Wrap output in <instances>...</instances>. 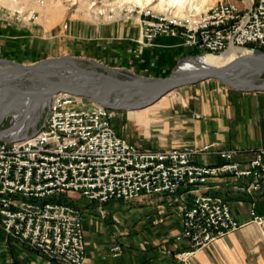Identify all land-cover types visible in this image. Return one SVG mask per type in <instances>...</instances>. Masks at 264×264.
<instances>
[{"label": "built area", "instance_id": "built-area-1", "mask_svg": "<svg viewBox=\"0 0 264 264\" xmlns=\"http://www.w3.org/2000/svg\"><path fill=\"white\" fill-rule=\"evenodd\" d=\"M110 13L114 22L136 18L149 45L164 37L180 40L192 54L264 51V0L242 5L219 0L183 15L128 4ZM116 117L115 110L61 93L52 97L34 137L0 142V231L59 264H85L86 214L73 200L98 205L104 218L103 208L111 202L153 203L159 196L180 209L182 231L174 239L173 256L188 264L199 251L243 227L229 202L215 193V184L228 177L248 178L246 192H258L264 182V149L255 151L246 167L235 161L236 150L217 152L222 163L206 166L198 158L214 153L213 144L142 147L118 133ZM250 219L264 228V216L254 208ZM111 252L118 257L121 247Z\"/></svg>", "mask_w": 264, "mask_h": 264}, {"label": "crops", "instance_id": "crops-1", "mask_svg": "<svg viewBox=\"0 0 264 264\" xmlns=\"http://www.w3.org/2000/svg\"><path fill=\"white\" fill-rule=\"evenodd\" d=\"M135 24L138 32L110 24L88 27V35H81L83 48L86 47L88 52L85 57L100 64L99 69L103 73L126 81L133 77H152L154 70L165 72L171 68L172 60L177 61L190 54L177 39L161 37L151 45L145 44L140 28ZM35 25L39 32L33 23L17 25L0 20V53L16 61L39 58L41 53L50 49L51 46L44 41L46 36L53 37V33L44 24ZM66 38L74 40L73 29ZM53 42L58 44L56 40ZM121 71L132 76L121 79L117 77ZM178 94L179 107L174 119L177 124L176 138L169 143V147L190 145L202 148L213 144L214 153L198 158L199 163L206 166L222 163L217 152L236 150L235 161L244 167L254 158L255 151L264 149V92L236 91L209 80L184 87ZM168 97L163 98L161 103H169ZM139 114L135 118L141 127L144 124L140 121H145L148 136V128L154 120L147 112ZM249 183L248 178L233 177L217 181L218 190L215 193L229 202L234 217L243 227L199 251L188 264H264V228L259 229L250 223L253 208L264 216V182L261 189L253 194L245 190ZM128 214L126 217L131 219L128 222L123 221V213L114 210L108 213L109 220H105L106 216L84 220L85 264H184L173 256L176 250L174 239L182 231V217L177 206L164 200L155 201L153 205L129 211ZM115 246L121 247L118 257L111 252ZM0 264L59 263L0 231Z\"/></svg>", "mask_w": 264, "mask_h": 264}, {"label": "rangeland", "instance_id": "rangeland-1", "mask_svg": "<svg viewBox=\"0 0 264 264\" xmlns=\"http://www.w3.org/2000/svg\"><path fill=\"white\" fill-rule=\"evenodd\" d=\"M235 1H237L240 5H242V3L244 2V0ZM40 2H44V5L40 6ZM196 2H198V0H196ZM159 3L160 0H155V3L151 6V8L157 7ZM127 4L128 6H131V4H129L126 0H0V20L10 21V23H14L17 25H23L24 23H33V27L36 26V23H38V25L44 24L47 28L51 29L53 37L57 35L56 38H53L50 36H46L45 34L40 32L42 36H46L44 42H47L48 45H50L51 47L49 50H45L46 52L44 51V53H41L40 57L35 59L34 61H16L11 58L9 59V57L5 56V54L2 53H0V59L14 62L20 65L29 66L39 64L47 60H55L57 58L63 59L70 57L72 59L77 60L79 64H81V67L86 68L88 72H91L97 76H108L109 74L103 73L102 69H99L101 68L100 64L95 63L96 61H89L85 57L88 55V52L86 47L83 48V40L81 39V35L83 34L87 36L88 27H93V25L108 26L109 24L111 26L113 25L119 28L128 27L131 29V31L136 32L138 30L136 29L137 26L135 24L137 23L136 18L131 22H114L112 19H110V16L112 15L110 11L114 10L116 6L124 7V5ZM43 7H48L46 9V13L44 14H42V12L40 11V9ZM155 10L160 11L159 9ZM168 10L177 12L179 14L186 12H178V8H167L161 10V12ZM34 13H36V19L31 18L33 17ZM35 29L37 30V32H39V28L37 26L35 27ZM71 29H73L75 37L74 40H72L71 38H66V35L70 34ZM38 34L39 33H37V35ZM55 40L58 44H55V42H53ZM94 53L97 57L96 49ZM201 54L202 53H188L187 55L179 58L177 61L172 60V65L169 70L165 72H159L158 70H154V75L152 77H168L172 74L174 69H176L181 63L188 61L190 62L193 59H198L199 57L206 56L205 54ZM35 75L39 76L37 73ZM110 76L116 78L113 75ZM127 76L132 75L123 71H121L117 75V77L121 79H126ZM262 83H264V72L259 76L258 85H261ZM24 89H22V92L20 91L19 95L14 99H17L19 96H21L24 92ZM179 90H176L164 96L165 98L169 96V103L164 104L161 103V101H157L158 103H150L141 109H133L135 111H116L117 117L114 123L118 133L130 142L137 143L139 146L142 147L154 149L168 148L169 143L174 138H176L175 135L177 131V124L175 123L174 119H176L177 115L175 114V112L178 110L179 107ZM9 94L10 91H8V93L6 91L3 92V94L0 96V104H3L1 103L3 97L9 96ZM173 99H175V101H173ZM82 103L90 105L93 102L83 98ZM11 105L12 103L4 106L1 109L9 108ZM164 105H167L168 107ZM39 112L40 110H38L37 108L31 109L30 104L26 105L23 109V115L19 121H21V126L26 128V131L28 133L32 131L33 126H37V129H39L44 124L48 113V106H45L43 108V112L40 115L36 116V113ZM139 112H141L142 114L147 112L149 118H152L154 120V123L148 128V131H150L148 136L146 135V127H141V125H139L138 119L135 118L137 115H140ZM34 115L36 116V118L32 119L31 116ZM130 117H134L132 119L135 120H131ZM12 125V116H6L0 122V132H6L7 129L12 128ZM153 199V203L152 201L142 204L120 202L110 203L109 205H106L103 208L105 212L104 215L107 217L110 211H120V213L124 214L121 215V217L124 218L123 221L128 222L129 220H131L130 218L126 217L127 215H129V211H136V209H141L146 205H153L155 201L156 203L160 201L159 196H156ZM164 202L166 201L164 200ZM73 203H75L74 206L79 209H82L85 212V219L96 220L97 218H103L98 210V205L89 204L85 198L75 199L73 200ZM105 220H109V218L107 217ZM113 221H115V219H113ZM129 232L131 233L130 228Z\"/></svg>", "mask_w": 264, "mask_h": 264}, {"label": "water", "instance_id": "water-1", "mask_svg": "<svg viewBox=\"0 0 264 264\" xmlns=\"http://www.w3.org/2000/svg\"><path fill=\"white\" fill-rule=\"evenodd\" d=\"M69 59H72L69 57ZM56 60H60L57 58ZM10 62V61H7ZM13 68L17 72H24L30 70H38L39 65L43 62L35 65H20L14 62ZM7 69H0V77ZM264 72V53L243 56L237 59L229 66H205L196 69L187 74H177L175 69L172 74L165 78L155 77H133L126 81H121L117 78L108 80V82H94L80 81V82H65L60 80V83H51L48 86L40 87L37 89H30L19 96L13 105L6 109H0V122L6 116H12L13 125L12 128L7 129L6 132H0V142L15 143L28 140L34 137L39 131L37 126H33L32 131L28 133L26 128L21 126L20 118L23 115V109L28 105L29 100L38 96L43 98L49 106L53 96L58 94H69L71 96L85 98L92 101L94 104L115 110V111H128L133 109H141L146 105H133L127 106H115L108 104L105 101L99 99L100 94H108L113 96H124L133 93L143 94H155L151 103H155L162 99L164 96L179 90L184 87L193 86L209 80H216L222 83L229 89L241 91V92H264V86L255 85L249 88L237 86L233 81L242 77H251L255 74H262ZM58 82V80L56 81ZM46 106V107H47Z\"/></svg>", "mask_w": 264, "mask_h": 264}, {"label": "bare ground", "instance_id": "bare-ground-1", "mask_svg": "<svg viewBox=\"0 0 264 264\" xmlns=\"http://www.w3.org/2000/svg\"><path fill=\"white\" fill-rule=\"evenodd\" d=\"M126 1L129 4H131V6L137 5L142 8H151V6L155 3V0H126ZM215 1L216 0H198V2H196V0H160L159 5L151 9L154 10L159 9L160 10L159 12H161V10L167 8H178V12L181 13L185 11L186 12L182 14H179L174 11H170V12L177 13L178 15H183L186 13L201 12L202 10H205L209 5L213 4ZM39 4L40 6H42L44 5V2H40ZM47 8L48 7H43L40 9L42 14L46 13ZM166 12H169V10ZM261 53H264V51L256 53L248 49L230 48L219 55L205 54L206 56L199 57L198 59H193L190 62L189 61L183 62L175 69V71L177 74L182 75V74L190 73L196 69L205 66H229L240 57L252 56ZM14 67L15 64L0 59V69H7L0 77V96L3 94L4 91H6L7 93L8 91H10L9 96L3 97L1 102L3 104H0V109L10 103H12L13 105V103L16 101V99L14 98L19 95L20 91L22 92V89H24V87L25 89L23 93H25L30 89H37L40 87L48 86L53 82L60 83L59 82L60 80H63L68 83L87 81V80L106 83L108 82V80L109 81L113 80V77H111L110 75L97 76L91 72H88L86 68L81 67V64H79L77 60L69 59V58H63L60 60H56V59L47 60L39 65L38 70L17 72L13 69ZM36 73L39 76L35 75ZM259 76L260 74H255L252 75L251 77L248 76V77L238 78L233 82L237 86L249 88L258 85ZM57 80L58 82H56ZM261 85L264 86V83H262ZM154 97L155 94H143V93H133L124 96H113V95L109 96L108 94H104V95L100 94L99 99L111 105L130 107L133 105L136 106V105H144L151 103ZM162 99H160L159 101H161ZM28 104H30L31 109L37 108L38 110H40L39 113H36L37 114L36 116L40 115L43 112V108L47 106V102H45L43 98L38 96L32 97L29 100ZM128 111H135V110L130 109ZM36 116L35 115L31 116V118L35 119ZM140 122L143 123L144 126L146 127L144 120Z\"/></svg>", "mask_w": 264, "mask_h": 264}, {"label": "trees", "instance_id": "trees-1", "mask_svg": "<svg viewBox=\"0 0 264 264\" xmlns=\"http://www.w3.org/2000/svg\"><path fill=\"white\" fill-rule=\"evenodd\" d=\"M111 203H115V202H111ZM72 205H74L75 203L71 202ZM109 205V204H108ZM76 207V206H75Z\"/></svg>", "mask_w": 264, "mask_h": 264}]
</instances>
